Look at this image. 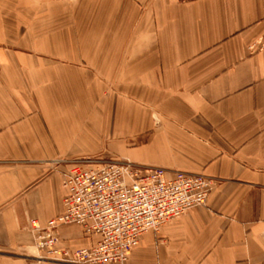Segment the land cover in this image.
<instances>
[{
	"label": "crops",
	"instance_id": "1",
	"mask_svg": "<svg viewBox=\"0 0 264 264\" xmlns=\"http://www.w3.org/2000/svg\"><path fill=\"white\" fill-rule=\"evenodd\" d=\"M263 35L264 0H0V264H59L23 258L32 227L105 148L213 183L125 264H264Z\"/></svg>",
	"mask_w": 264,
	"mask_h": 264
},
{
	"label": "built area",
	"instance_id": "2",
	"mask_svg": "<svg viewBox=\"0 0 264 264\" xmlns=\"http://www.w3.org/2000/svg\"><path fill=\"white\" fill-rule=\"evenodd\" d=\"M264 44V35L260 40ZM64 175L63 212L32 227L34 248L59 264H125L143 234L206 206L213 183L205 176L130 162L82 160ZM78 226L89 247L58 249L56 230Z\"/></svg>",
	"mask_w": 264,
	"mask_h": 264
},
{
	"label": "rangeland",
	"instance_id": "3",
	"mask_svg": "<svg viewBox=\"0 0 264 264\" xmlns=\"http://www.w3.org/2000/svg\"><path fill=\"white\" fill-rule=\"evenodd\" d=\"M18 6L17 5H13V4H10L8 5V8L9 10H13L11 12V16H9V19L11 20H14L16 17H15V10ZM112 86H107V89H106V93H105V96L108 97L109 96V93L108 90L110 89L111 90ZM84 160H99V161H118V162H127L125 160H122L120 159L119 155L117 152H115L112 148L108 149V148H105L103 150H101L99 153L97 154H94L92 156H89L88 158H85ZM23 258L29 260V261H33V260H36V261H46V256H43L42 254H40L39 252H36L35 249H30L28 251H26V253H24L23 255Z\"/></svg>",
	"mask_w": 264,
	"mask_h": 264
},
{
	"label": "bare ground",
	"instance_id": "4",
	"mask_svg": "<svg viewBox=\"0 0 264 264\" xmlns=\"http://www.w3.org/2000/svg\"><path fill=\"white\" fill-rule=\"evenodd\" d=\"M50 262H52V261H50ZM55 263V262H54Z\"/></svg>",
	"mask_w": 264,
	"mask_h": 264
}]
</instances>
